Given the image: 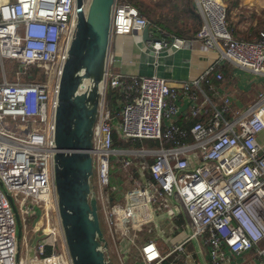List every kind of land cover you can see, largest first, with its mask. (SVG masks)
Masks as SVG:
<instances>
[{
    "label": "built area",
    "instance_id": "obj_1",
    "mask_svg": "<svg viewBox=\"0 0 264 264\" xmlns=\"http://www.w3.org/2000/svg\"><path fill=\"white\" fill-rule=\"evenodd\" d=\"M194 5L202 26L189 39L114 0L90 149L111 264H188L190 257L198 264H264V89L240 108L219 87L209 89L218 105L202 89L223 79L224 64L264 78V28L249 41L238 40L227 27L222 0ZM75 24V0H0V264H72L54 183V118ZM117 37L138 39L155 61L195 42L216 59L178 85L157 74L125 76L113 69L119 59L110 48ZM109 91L122 101L118 97L110 107ZM115 161L125 180L113 194ZM7 195L20 224L30 221L28 236L42 237L27 262ZM170 217L180 225L172 241L161 229Z\"/></svg>",
    "mask_w": 264,
    "mask_h": 264
},
{
    "label": "water",
    "instance_id": "obj_2",
    "mask_svg": "<svg viewBox=\"0 0 264 264\" xmlns=\"http://www.w3.org/2000/svg\"><path fill=\"white\" fill-rule=\"evenodd\" d=\"M114 0H75L76 24L58 81L54 118V183L58 213L72 264H111L101 228L93 175L92 133L109 50ZM148 28L142 33L147 39ZM87 83V84H85ZM17 221V209L7 195ZM32 238L29 257L37 241Z\"/></svg>",
    "mask_w": 264,
    "mask_h": 264
},
{
    "label": "crops",
    "instance_id": "obj_3",
    "mask_svg": "<svg viewBox=\"0 0 264 264\" xmlns=\"http://www.w3.org/2000/svg\"><path fill=\"white\" fill-rule=\"evenodd\" d=\"M236 2L237 5L231 8L228 14L231 30L241 39H244L243 37L252 39L264 28V8H260L263 7L264 0H237ZM193 6L195 7L194 4ZM138 41L131 37L114 39L110 50L115 58L119 59L115 62L116 67L113 68L115 71L125 76L157 74L168 79L172 85H178L189 78L198 76L216 59L215 53L202 52L200 43L195 42L191 49H181L171 55H162L155 61L152 56L141 51ZM220 72L223 74L221 81L213 78L210 85L202 86L216 105L219 101L211 94L209 90L211 87H219L225 95H230L235 108L247 105L255 98L258 91L264 89V80L259 83L255 78L257 76L238 66L224 64ZM250 255L247 254L245 257L250 258ZM181 263L185 264L180 259L174 262V264Z\"/></svg>",
    "mask_w": 264,
    "mask_h": 264
},
{
    "label": "rangeland",
    "instance_id": "obj_4",
    "mask_svg": "<svg viewBox=\"0 0 264 264\" xmlns=\"http://www.w3.org/2000/svg\"><path fill=\"white\" fill-rule=\"evenodd\" d=\"M85 1L87 2L88 0H85ZM135 1H137L139 4H141V10L143 11V14H141V15L153 23L157 22L158 24H160V26H161L160 28L165 30L166 32H174L177 29L182 30V31H186V30H189L193 27V20L190 17V14H188V12L184 11L186 5L188 4V0H135ZM233 1H236V0H222V2L226 8L229 7L230 3ZM191 2H193V4H194V0H192ZM161 4H163V5H161ZM260 8H264V5H263V7H260ZM198 19H199V17H198ZM199 21H202V20L199 19ZM260 28H262V27H260ZM191 33L192 32H189L188 34L190 35ZM9 78H10V75H9ZM255 78H257L256 80L259 83L264 80L263 78H260V77H255ZM41 79H42V75H37L35 78V80L38 82H40ZM113 104H114V101L109 102L110 107H112ZM144 145L145 146H154V143L153 142H145ZM115 166H116V168L114 170L112 180H113V185L116 186L117 189L112 190L113 194L118 192L120 185L125 180L124 174L122 173V171L120 172V169L118 168L119 164L117 161H115ZM91 180H92V178H91ZM159 202H160V200H159ZM165 223H167V229L165 227H161L162 234L165 238L172 241L173 237H171V234L177 230L176 227L180 228V225H179L177 220H173L171 217L167 218L165 220ZM21 227H22L21 228L22 233H21V238H20V250H21L22 258L25 259V261L27 262L29 259L27 246H28V244L30 245L32 242L31 238L28 236V233L32 229V227H31L30 221L28 222V224H26L25 227H24V225H21ZM25 235H27L26 239H25ZM151 235H152V239L157 241V243L159 245V249L161 251H165L166 247L162 241V238L158 235L157 231L153 230V233ZM25 241H27V242H25ZM175 241H176V238L173 239V242H175ZM140 242L141 243L144 242V239L141 240ZM188 248L190 249V246H188ZM24 251H26L25 254H24ZM187 262H188V264H195L192 261V257L188 258ZM25 264H27V263H25Z\"/></svg>",
    "mask_w": 264,
    "mask_h": 264
},
{
    "label": "trees",
    "instance_id": "obj_5",
    "mask_svg": "<svg viewBox=\"0 0 264 264\" xmlns=\"http://www.w3.org/2000/svg\"><path fill=\"white\" fill-rule=\"evenodd\" d=\"M126 2L132 4L133 6H135L139 12L141 14H143V11L141 10V4H139L137 1L135 0H125ZM192 0H188V4L186 5L184 11L188 12V14H190V17L192 18L193 20V27L189 30H186V31H182V30H179L177 29L176 31L174 32H170L178 37H182V38H189V39H192L194 38V36L196 35V33L198 32V30L200 29L201 25H202V21H199V19L201 20V18L199 17V15L197 14L196 12V9L195 7L193 6V2H191ZM237 1V0H236ZM236 1H233L230 3L229 7L226 8V23H227V27L228 29L230 30L231 34L236 38H238V40H242V41H249L251 40L249 37H243L244 39H241V37L239 36H235L233 34V31L231 30V26L230 24L228 23V14H229V11L231 8H233L235 5H237V2ZM163 5V4H161ZM199 17V19H198ZM153 23V22H152ZM155 25L160 26V24H158L157 22L155 23ZM189 32H192L190 35L188 34ZM236 38V39H237ZM118 94L114 91H109V94H108V102L110 101H114L115 103V100L119 97V99L121 100V97L120 96H117ZM122 101V100H121ZM114 105V104H113ZM118 107H116L117 109ZM115 142L117 144H120L122 146H124L123 144H121L120 142H118L117 140H115ZM182 264V263H181Z\"/></svg>",
    "mask_w": 264,
    "mask_h": 264
},
{
    "label": "bare ground",
    "instance_id": "obj_6",
    "mask_svg": "<svg viewBox=\"0 0 264 264\" xmlns=\"http://www.w3.org/2000/svg\"><path fill=\"white\" fill-rule=\"evenodd\" d=\"M85 84H87V83H85ZM38 229V228H37ZM32 240V239H31Z\"/></svg>",
    "mask_w": 264,
    "mask_h": 264
}]
</instances>
